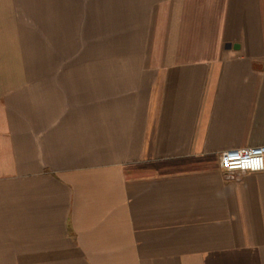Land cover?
Segmentation results:
<instances>
[{"label": "crops", "instance_id": "1", "mask_svg": "<svg viewBox=\"0 0 264 264\" xmlns=\"http://www.w3.org/2000/svg\"><path fill=\"white\" fill-rule=\"evenodd\" d=\"M264 0H0V264H264Z\"/></svg>", "mask_w": 264, "mask_h": 264}, {"label": "built area", "instance_id": "2", "mask_svg": "<svg viewBox=\"0 0 264 264\" xmlns=\"http://www.w3.org/2000/svg\"><path fill=\"white\" fill-rule=\"evenodd\" d=\"M219 165L226 172L262 171L264 170V146L221 151Z\"/></svg>", "mask_w": 264, "mask_h": 264}]
</instances>
